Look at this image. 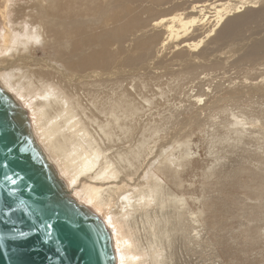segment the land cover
I'll return each mask as SVG.
<instances>
[{"label":"bare ground","instance_id":"6f19581e","mask_svg":"<svg viewBox=\"0 0 264 264\" xmlns=\"http://www.w3.org/2000/svg\"><path fill=\"white\" fill-rule=\"evenodd\" d=\"M17 1L0 0V90L12 100L15 120L64 191L106 224L114 264H176L179 245L192 251L190 244L203 239L193 224L205 213L203 207L193 206L194 191L182 190V168L192 155L183 130L188 126L192 134L194 123L201 128L202 112L214 127L213 139L225 144L245 145L264 130V122L258 125L257 118L248 120L233 112L227 122H216L227 112L218 106L225 98L211 97L216 87H204L211 75L197 74L200 65L193 61L218 52L211 45L243 40L249 25L264 21V0L188 3L156 18L150 31L145 28L135 36L125 60L117 58L121 50L112 51L110 44L146 26L140 19L129 20L132 0H28L25 8L16 7ZM100 21L108 27L104 32L98 31ZM253 37L239 45V61H257L264 55V35ZM152 55L166 67L157 76L155 93L124 84L125 71H111L115 62L120 67L150 65ZM175 61L182 68L173 79L162 80L165 72L173 75ZM223 63L218 56L210 66ZM248 87L228 88L225 94L239 97L264 91L256 79ZM172 92L188 104L144 118ZM177 129L184 133L160 140L161 134ZM212 174L216 171L203 176ZM187 260L184 263L190 264Z\"/></svg>","mask_w":264,"mask_h":264},{"label":"rangeland","instance_id":"374dc122","mask_svg":"<svg viewBox=\"0 0 264 264\" xmlns=\"http://www.w3.org/2000/svg\"><path fill=\"white\" fill-rule=\"evenodd\" d=\"M199 1L210 3L208 0H164L157 4L156 0H132L129 4V20L140 19L143 23L145 21L146 26L134 29L120 43L110 44V49L115 52L119 48L121 52L116 53V56L125 60V50L131 48L134 37L139 36L145 28L150 31L153 20L180 11V7H186L188 3ZM16 3L18 8L29 5L28 0H18ZM154 8L155 12L152 11ZM206 14L210 15L209 12ZM98 24L99 32H104L108 28L102 21ZM247 28L243 40L220 46L211 45L213 49H218V52L211 54L204 61L198 59L193 61L200 65L197 74L203 72L211 75L204 86L207 87V84L211 83V89L213 86L216 87L211 97L214 100L221 96L225 98L218 106L225 108L227 112L218 115L216 122L224 118V122H227L230 119V112L235 115L241 114L248 120L257 118L258 125L264 122V91L255 95L243 92L244 94L239 97L225 94L228 88L242 87L241 89L246 90L252 79H256L264 88V55L257 61L237 59L241 54L238 51L239 45L244 46L247 43L244 38L264 35V21L249 25ZM37 54L41 55L39 52ZM218 56L224 61L223 65L218 68L211 67L210 62ZM169 58L170 55H166V59ZM148 59L153 60L152 62L148 60L151 64L145 66L142 62L140 66L128 64V67H120V62L119 66L115 62L111 71L118 72L121 69L128 73L124 84L139 87L144 94L147 91L155 93L157 76L164 73L166 67L154 55ZM158 61L159 68L156 65ZM181 68L182 64L176 63L172 67L173 75L165 72L162 80L173 79L174 74ZM170 94L167 99L160 98L156 106L145 112L144 118H157L175 112L182 104H188L186 100L180 102L173 92ZM199 118L203 125L198 128L194 123L191 127L192 134L187 133L190 128L187 126L183 130L185 133L177 129L167 135H160L161 141H167L175 136L174 132L177 134L183 132L189 138L186 141L189 142L192 155L190 163L182 168L181 176L184 180L182 190L194 191V195H191L193 206L203 207L205 210L204 215L198 217L200 223L193 224L203 239L194 240V243L190 244L192 251L185 250L179 245L174 251L176 257L173 259L176 264H185L184 261L187 259L189 260L187 263L190 264H264V130L249 137L245 145H232L231 142L225 144L219 142L217 138L213 139L214 127L210 126L208 115L202 112ZM182 119H178L177 122H182ZM214 126L221 128L218 124ZM209 170L216 171V174L204 177V172ZM97 215L95 216L98 217ZM102 223L108 229L103 221ZM194 233L192 231V234Z\"/></svg>","mask_w":264,"mask_h":264},{"label":"water","instance_id":"95a60500","mask_svg":"<svg viewBox=\"0 0 264 264\" xmlns=\"http://www.w3.org/2000/svg\"><path fill=\"white\" fill-rule=\"evenodd\" d=\"M15 116L0 90V264H114L106 229L64 191Z\"/></svg>","mask_w":264,"mask_h":264},{"label":"snow or ice","instance_id":"6c2138e0","mask_svg":"<svg viewBox=\"0 0 264 264\" xmlns=\"http://www.w3.org/2000/svg\"><path fill=\"white\" fill-rule=\"evenodd\" d=\"M23 150H24V149L21 148V151H23ZM7 178L10 179V180H12L11 177H7ZM12 182H13V183H16L15 180H12ZM22 205H23V202L21 201V206H22ZM73 211H74V210H73ZM48 227H53V225L49 224ZM51 236H52V233H51V232H48V233H47V237H48V238H51Z\"/></svg>","mask_w":264,"mask_h":264}]
</instances>
